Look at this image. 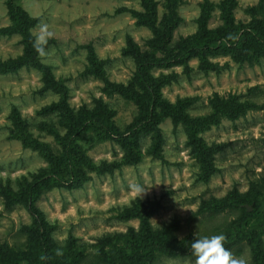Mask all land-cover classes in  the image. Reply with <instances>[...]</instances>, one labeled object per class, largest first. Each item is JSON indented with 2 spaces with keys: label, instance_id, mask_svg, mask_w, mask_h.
<instances>
[{
  "label": "rangeland",
  "instance_id": "obj_1",
  "mask_svg": "<svg viewBox=\"0 0 264 264\" xmlns=\"http://www.w3.org/2000/svg\"><path fill=\"white\" fill-rule=\"evenodd\" d=\"M7 0H0V28L10 25ZM157 1L158 18L165 12L166 0ZM205 0H181L178 12L182 22L174 32V38L186 37L197 31L196 19L200 5ZM215 5L223 0H207ZM30 16L40 17L31 33L36 38L42 26L53 33L46 55L40 60L51 67L56 78H67L68 102L79 109L92 107L93 98H101L109 107L111 119L120 131H125L137 113L135 103L120 95H109L103 90L100 79L82 77L86 64V48L91 43L99 58L104 60L106 76L111 82L126 84L133 75L134 62L122 52L126 36L131 35L137 44L145 46L151 38L150 30L136 23L130 12L115 10L120 7L144 11L139 0H15ZM219 7L210 12L207 28L222 24ZM234 23L247 25L253 18H262L258 0H236L233 9ZM21 36L17 33L0 35V62L22 54ZM259 55V56H257ZM252 64L239 65L230 55L210 57L226 67L206 75L198 70L196 58L189 61L190 71L182 66L163 69L174 71L178 78L162 87V95L170 103L186 100L189 116L176 124L171 116L159 123L164 143L160 156H152L146 150L150 139L142 138L141 159L126 163L124 150L113 138L98 139L91 131L80 135L83 153L97 165L101 160L117 161L118 168L98 174L85 167L90 178L81 187L51 188L42 191L27 204L21 201L6 207L0 195V264H39L37 232L35 227L39 212L53 229L51 237L55 253H61L66 239L76 238L77 250L84 258L78 264H109L101 260L104 250L114 244H124L140 229L139 218H122L121 212L131 208L136 200L157 201L159 209L149 217L152 227L176 226L169 233V241L176 244L187 236L200 238L223 234L233 221L242 219L243 207L251 206V225L260 226L264 219V48L256 49ZM159 70H154L157 75ZM42 74L34 68L22 67L16 72L0 73V181L15 182L21 176L46 166L40 154L23 147L20 140L10 135L9 112L15 107L28 122L31 135L50 143L59 152L55 140L41 128V121L55 119L54 114L38 115L36 111L57 100L51 92L41 94ZM235 96L247 102L245 115L232 119L220 117L212 120L213 113L221 106L222 98ZM218 99V101H217ZM61 133L65 128L55 123ZM198 124L196 134L207 145L224 143L215 152L211 172L188 146L187 130ZM133 185L144 190L138 195ZM233 192L247 196L256 194V200L241 207L225 208L218 213L196 215L202 201L212 202L230 198ZM32 207L36 209H30ZM39 210V211H38ZM37 211V212H36ZM35 212V215L32 214ZM233 229L232 232L239 234ZM264 238V235H263ZM264 241V240H263ZM231 252L245 257L255 264L246 238L235 245ZM195 257H167L159 255L154 264H194ZM63 263V262H62ZM51 264H59L55 260ZM64 264V263H63Z\"/></svg>",
  "mask_w": 264,
  "mask_h": 264
},
{
  "label": "trees",
  "instance_id": "obj_2",
  "mask_svg": "<svg viewBox=\"0 0 264 264\" xmlns=\"http://www.w3.org/2000/svg\"><path fill=\"white\" fill-rule=\"evenodd\" d=\"M139 1L144 9L142 12L124 6L115 10L116 13L130 12L136 17L138 25L147 27L151 32V38L145 41L144 47L139 46L131 35L126 36L122 52L131 57L135 66L132 78L126 84L109 81L104 60L98 57L93 45L89 43L83 46L86 48V64L80 75L102 80L103 90L107 94H120L132 100L137 106L136 115L123 132L111 119L110 109L101 98H93L92 107L86 105L79 109L70 107L67 78H56L51 67L40 60L33 46L35 37L31 29L38 24L40 17L30 16L15 0L6 1L11 23L0 28V35L19 34L23 52L0 62V73L16 72L26 67L34 68L42 74V86L39 91L41 94L51 92L57 95V100L44 105L36 113L41 116L55 115V119L42 120L41 128L53 137L60 148L57 153L50 143L33 137L28 129L27 120L15 107L11 109L8 115L11 121L10 135L20 140L23 147L36 150L46 162V166L39 168L36 173L21 176L15 182L9 179L6 182L0 181V195L4 198L6 207L11 208L21 201L25 204L28 201L32 203L39 193L54 187L68 190L81 187L90 179L85 174V167L95 170L98 174L118 168L120 164L117 161L101 160L97 165L91 163L79 143L80 135L86 131L93 132L98 139L113 138L123 148L126 163H136L141 159L140 144L142 138L146 136L150 139L146 149L148 154L160 156L164 143L160 121L165 116H171L176 124L189 116L185 110L186 100H179L173 104L162 95V87L178 78L177 72L172 70L165 73L163 69L182 66L183 71L189 72V61L196 58L198 70L206 75L211 70L220 72L226 67L218 62H212L210 57L230 55L239 65L252 64V59L257 60L259 56H253L255 50L264 48V0H258L262 18H253L247 25L234 23L233 9L236 0H223L217 5L205 0L200 5V14L196 19L197 31L186 37L180 35L177 38H174V32L182 22L178 12L181 0H166L165 12L161 19L158 18L156 0ZM214 7L220 9L222 24L208 29L207 23ZM49 43L48 40L45 48ZM155 69L159 70L157 75H153ZM219 104L220 108L212 115L214 121L223 116L237 119L245 115L250 107L247 102H241L235 96L222 98ZM55 123L65 128L64 133L60 132ZM197 130L198 124L188 128V146L203 166L214 172L216 168L212 167V163L215 152L220 150L224 143L207 145L203 138L197 136ZM256 199L253 192L247 196L233 192L230 198L217 199L209 203L202 201L195 214L218 213L225 208L241 207L247 202L251 204ZM131 206L119 216L139 218V232L132 234L124 244H114L113 248L104 250L100 254L101 260L109 264H154L159 255L192 256L191 243L196 238L187 236L173 245L169 241V233L175 229V225L169 228L166 225L156 228L149 224L150 215L159 209L157 201L136 200ZM30 209L36 208L31 206ZM243 210L242 219L231 223L224 246L231 251L246 238L254 263L264 264V219L260 226H253L251 225L253 213L245 206ZM32 214L35 215V212ZM38 219L36 226L30 230L37 232L39 264H51L53 260L59 264L82 262L84 253L82 249L77 250L76 238L72 236L66 239L61 254H54L55 246L51 237L53 228L47 225L40 212ZM233 229L239 231V234L232 232Z\"/></svg>",
  "mask_w": 264,
  "mask_h": 264
},
{
  "label": "clouds",
  "instance_id": "obj_3",
  "mask_svg": "<svg viewBox=\"0 0 264 264\" xmlns=\"http://www.w3.org/2000/svg\"><path fill=\"white\" fill-rule=\"evenodd\" d=\"M53 33L48 31L47 26H42L36 34L34 48L38 55H46L45 46ZM132 189L140 195L144 192L140 185H133ZM226 237L223 234H216L210 237H200L191 243L192 256L195 257L194 264H249L245 257H236L229 249L225 248ZM57 254H61L57 252Z\"/></svg>",
  "mask_w": 264,
  "mask_h": 264
},
{
  "label": "water",
  "instance_id": "obj_4",
  "mask_svg": "<svg viewBox=\"0 0 264 264\" xmlns=\"http://www.w3.org/2000/svg\"><path fill=\"white\" fill-rule=\"evenodd\" d=\"M246 207H247L248 211L251 210V206L250 205L249 206L247 205Z\"/></svg>",
  "mask_w": 264,
  "mask_h": 264
}]
</instances>
